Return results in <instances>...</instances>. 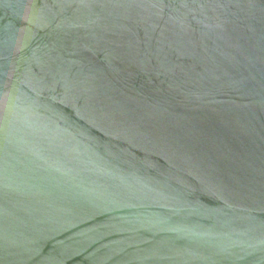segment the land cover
I'll return each mask as SVG.
<instances>
[{
	"label": "water",
	"instance_id": "1",
	"mask_svg": "<svg viewBox=\"0 0 264 264\" xmlns=\"http://www.w3.org/2000/svg\"><path fill=\"white\" fill-rule=\"evenodd\" d=\"M0 264H264V0H0Z\"/></svg>",
	"mask_w": 264,
	"mask_h": 264
}]
</instances>
